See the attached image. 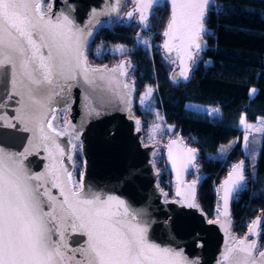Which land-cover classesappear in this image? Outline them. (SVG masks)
Masks as SVG:
<instances>
[{
    "label": "water",
    "instance_id": "obj_1",
    "mask_svg": "<svg viewBox=\"0 0 264 264\" xmlns=\"http://www.w3.org/2000/svg\"><path fill=\"white\" fill-rule=\"evenodd\" d=\"M123 1L0 0V264H264L261 218L242 238L232 229L243 160L221 180L220 212L209 220L196 204L202 176L188 179L199 150L178 135L164 146L174 183L166 198L156 146L144 143L132 113L127 59L88 63L95 31ZM162 1L133 0L125 22L136 15L140 33ZM166 1L162 49L177 61L172 78L185 80L213 0Z\"/></svg>",
    "mask_w": 264,
    "mask_h": 264
},
{
    "label": "trees",
    "instance_id": "obj_2",
    "mask_svg": "<svg viewBox=\"0 0 264 264\" xmlns=\"http://www.w3.org/2000/svg\"><path fill=\"white\" fill-rule=\"evenodd\" d=\"M48 1V0H46ZM133 4V0L126 3ZM170 7L166 0L153 8L146 30L148 46L137 38L139 23L100 24L86 49L88 63L111 66L118 57L111 54L113 45H125L132 67L127 80L136 86L135 95L153 88L152 107L175 118L174 133L199 150V160L188 179H202L197 187L196 204L207 218L218 205V187L229 172V166L242 159L246 181L231 202L232 229L242 238L253 219L261 218L258 248L264 247V134L258 142L254 162L243 147L241 119L254 123L264 118V0H213L204 23L201 40L206 49L199 52L185 80H174V64L165 56L162 45L169 20ZM189 104L211 106L219 114L210 116L190 108ZM133 114L141 120L148 112L134 103ZM196 166V167H197ZM161 172L159 184L167 197L173 196L174 183L164 153L157 165ZM82 165L77 170L78 175Z\"/></svg>",
    "mask_w": 264,
    "mask_h": 264
},
{
    "label": "rangeland",
    "instance_id": "obj_3",
    "mask_svg": "<svg viewBox=\"0 0 264 264\" xmlns=\"http://www.w3.org/2000/svg\"><path fill=\"white\" fill-rule=\"evenodd\" d=\"M44 4L48 7L50 4V0H48V1L45 0ZM132 6H133V4H130L128 2L126 3V0L123 1L121 8L118 10L117 14L112 18L111 21H113V22L125 21L126 11ZM134 18L136 19V15L134 16ZM137 34H138L137 35L138 40L143 45L148 46L150 43V40H151L150 34H139V33H137ZM160 44L162 45V43H158V45H160ZM109 50H110L111 54L118 57L117 61L114 62L113 64L118 63L120 60L125 58V59H127V66L131 71L132 67L129 63L128 58L122 57L126 53V50H127L125 45H113V46H110ZM198 57H199V52L197 53V57H196L195 61H197ZM168 59H170L172 61V63L174 64V67H173V70L171 73V75H172L173 72L178 68L177 61L175 58H168ZM152 91H153V88H151V87L145 88L143 91H141L140 93L135 95L134 101H133V107H134V103H136L144 111L148 112L149 115H148L147 119H144V120L140 119L141 120V127H142V138H143L144 143L153 144L156 146L155 156L162 157V153H164L165 144L170 139L178 136V134L174 133V130H173V123L175 122V118L172 115H169L167 113H164L161 110H158V109H155L152 107V103H153ZM188 106L190 108H193V109L198 110L200 112L206 113L210 116H216L219 114V109L216 107L202 106V105H196V104H189ZM66 113H67L66 110H61L59 112L58 126H62V124L65 120V117H66ZM240 126H241V129L243 130V137H242L243 145H244L243 149H244V151H245L246 147H248L250 149L249 153L251 155V158L253 159L252 161L254 162L255 156L258 153V151L256 150V147L258 145V142L260 141L261 136L264 134V118L260 117L254 123L247 122L244 118H242ZM74 162H75V168L73 171V179H74L75 185L78 186L82 170L80 172V175H78L77 170L80 167V165H82V167H83V164H82L83 160H82V156L80 154L79 145L77 146V152H76L75 157H74ZM197 163H198V161H197ZM197 163H196L194 169L196 168ZM157 165L158 164L156 163V168L158 169ZM233 165H234V163H232L230 166L232 167ZM193 179H196V178H193ZM165 195H166V192H165ZM166 198L173 199L174 196H171V197L166 196ZM210 218L212 220L215 219L212 217H210Z\"/></svg>",
    "mask_w": 264,
    "mask_h": 264
},
{
    "label": "built area",
    "instance_id": "obj_4",
    "mask_svg": "<svg viewBox=\"0 0 264 264\" xmlns=\"http://www.w3.org/2000/svg\"><path fill=\"white\" fill-rule=\"evenodd\" d=\"M43 7H44V8H47V6H46L44 3H43ZM202 48H203V50L206 49V43H205V42H204ZM164 158H165V157H164ZM161 160H162V157H160V156H154V163H155V165H156V163L159 164V163L161 162ZM229 169H231V166H229ZM218 192H219V187H218ZM219 212H220L219 205H217V206L214 208V213H213L212 218H217L218 215H219ZM209 220H212V219L209 218Z\"/></svg>",
    "mask_w": 264,
    "mask_h": 264
},
{
    "label": "crops",
    "instance_id": "obj_5",
    "mask_svg": "<svg viewBox=\"0 0 264 264\" xmlns=\"http://www.w3.org/2000/svg\"><path fill=\"white\" fill-rule=\"evenodd\" d=\"M241 121H242V119H241ZM249 150H250V149H249L248 147L245 148V152L248 153L249 156H250V159H252V158H251V155H250V153H249ZM256 150L258 151V146L256 147ZM257 154H258V153H257ZM256 157H257V155L255 156V159H256ZM252 160H253V159H252Z\"/></svg>",
    "mask_w": 264,
    "mask_h": 264
},
{
    "label": "flooded vegetation",
    "instance_id": "obj_6",
    "mask_svg": "<svg viewBox=\"0 0 264 264\" xmlns=\"http://www.w3.org/2000/svg\"><path fill=\"white\" fill-rule=\"evenodd\" d=\"M45 1V0H44Z\"/></svg>",
    "mask_w": 264,
    "mask_h": 264
}]
</instances>
